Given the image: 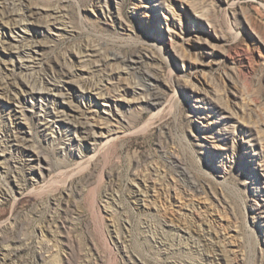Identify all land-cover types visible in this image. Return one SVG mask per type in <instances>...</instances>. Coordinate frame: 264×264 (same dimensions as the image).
<instances>
[{"label": "rangeland", "instance_id": "rangeland-1", "mask_svg": "<svg viewBox=\"0 0 264 264\" xmlns=\"http://www.w3.org/2000/svg\"><path fill=\"white\" fill-rule=\"evenodd\" d=\"M2 80L0 264H264V0H0Z\"/></svg>", "mask_w": 264, "mask_h": 264}, {"label": "bare ground", "instance_id": "bare-ground-1", "mask_svg": "<svg viewBox=\"0 0 264 264\" xmlns=\"http://www.w3.org/2000/svg\"><path fill=\"white\" fill-rule=\"evenodd\" d=\"M19 7L22 10V7H24V3L17 4V5L16 4H13V7L7 9L6 10V14L4 13L5 14L4 19L6 18L9 21V23L12 22V24H14V27L15 28H18L20 25H22L19 22L20 19H18V18H20V17H22V18L32 17L33 15H36L37 12H38L36 10H33L31 7L25 6L24 7V11L25 12L24 11H21V12H24L23 14L16 13L17 12V9L20 10ZM3 8H4V6H3ZM58 13H60V11H56L55 12V10H53V13L50 15L55 20V23L54 24H56V23L59 22L58 21V16H55ZM34 49H35V46L34 45H31V44H25V45H23L22 46V54H23V56L29 55ZM90 50H91V48L88 49L86 47V52L83 53V55L86 54L87 56H93L92 54L89 53ZM95 52H97V51H95ZM97 56L99 57V60H98V62H93L94 63V66L93 67H98V66L105 67V65L108 64V61H110V58H108V56H107V58L104 57V56H102L101 54H98ZM138 57L141 58V56H138ZM111 60H115L117 62H118V60L119 61H122V63L125 66H128V67H132L133 64H136L138 62V59H135V58L125 59V58H122V56H118V55H113V57H111ZM90 67H91V65H90ZM139 75H140V79H141V84H139V85L137 84L136 86H134V91H135L136 94H138L140 96H146V98H147V103L146 104L147 105H150V89H151V87L153 85L152 84V81L150 80V74H148V73L145 72V73L139 74ZM103 76H107V78L108 77L110 78V77H112V74L106 73ZM99 77H102V75H99ZM12 85H13L12 82H10V81H3L2 80V81H0V91H9V89L11 88ZM91 87H93V86L91 85ZM93 88H95L96 91H100V92L97 93V95H99L100 98L106 100V102H109L108 100H111L112 99L111 94L102 92V90H103L102 88H99L98 86L97 87H93ZM37 92H42V91H41V89H38V88H34L33 87L32 90L29 91L27 94L32 95V94L37 93ZM59 92L60 93L58 94V96H60V97H64L65 96V93H64V91L62 89ZM65 115L68 116L67 114H65V111H64L63 112V116H65ZM52 122L56 123L55 120H53ZM88 126H89V124H87V123H81L80 124L81 132L87 134L88 133V128H87ZM13 139H15V141H18V138L17 137H15ZM13 146H16V145L13 144ZM40 157H42V156H38L37 159H40ZM4 191H5L4 188H0V192L1 193L3 192V195L4 194L6 195V193ZM218 256L219 255H217L216 258H212L213 260L209 259V261L210 262H213V263H216V261L220 260Z\"/></svg>", "mask_w": 264, "mask_h": 264}]
</instances>
